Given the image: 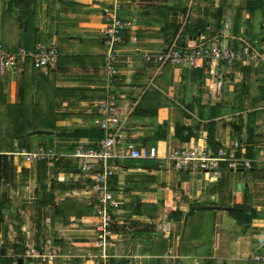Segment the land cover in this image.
I'll return each mask as SVG.
<instances>
[{"label":"crops","instance_id":"0c3cea01","mask_svg":"<svg viewBox=\"0 0 264 264\" xmlns=\"http://www.w3.org/2000/svg\"><path fill=\"white\" fill-rule=\"evenodd\" d=\"M119 1L128 25L107 85L100 27L108 0H30L9 13L0 0L2 47L53 41L57 49L44 74L29 62L0 71V115L16 104L18 117L43 121L34 130L44 132L28 131L13 148L43 145L62 154L52 164L0 155V264H264L251 258L264 255V61L220 65L217 92L207 64H164L155 73L150 58L171 41L205 42L226 23L231 48L247 42L264 59V0ZM106 85L116 95L122 142L153 145L162 155L238 140L249 168L221 163L203 172L159 168V159L118 160L110 185L118 204L101 252L92 182L70 154L101 136L92 102ZM27 246L53 258L37 262L24 255Z\"/></svg>","mask_w":264,"mask_h":264},{"label":"built area","instance_id":"2783aa9c","mask_svg":"<svg viewBox=\"0 0 264 264\" xmlns=\"http://www.w3.org/2000/svg\"><path fill=\"white\" fill-rule=\"evenodd\" d=\"M121 8L119 0H108L101 7L102 24L100 27L101 42L104 45L102 55V68L106 74L107 85L116 79L115 60L120 56L119 46L123 42L122 32L128 25V21L118 14ZM227 24H222V29L212 38L195 46L184 47L171 41L163 50L150 56L155 64V73H159L164 64L171 66H191L196 61L207 64L208 80L213 81L214 88L218 92L221 84L219 66L230 68L234 62L256 67L264 59L259 52L247 42H242L238 49L231 48L225 41L227 38ZM57 56L56 44L37 42L32 48L17 47L7 50L0 45V71L16 69L26 62L40 73H46L48 67ZM103 97L92 102L93 108L98 114L94 123L102 131V135L96 140L93 147H84L77 144L70 154L78 163V170L91 180V188L94 192L92 213L96 218L95 244L104 251L108 244V226L111 223L112 209L117 207V200L110 192L111 178L117 168V161L121 159H159L158 167L166 163L171 164L175 170L185 169L189 165L195 166L203 172H216L220 164L226 168L234 169L238 165L249 168L248 159L242 155L241 144L233 140L228 146H218L214 151L203 147L170 148L164 154L159 155L153 145L135 146L131 142H122L117 130L119 117L116 104V95L107 89ZM0 155L20 157L24 162H44L52 164L57 162L62 154L53 147L35 145L31 147H15ZM24 255L35 259L37 262H50L53 254L43 248L27 246ZM253 261H264V255L254 253Z\"/></svg>","mask_w":264,"mask_h":264},{"label":"trees","instance_id":"16d2710c","mask_svg":"<svg viewBox=\"0 0 264 264\" xmlns=\"http://www.w3.org/2000/svg\"><path fill=\"white\" fill-rule=\"evenodd\" d=\"M30 0H6V13L16 8L25 7ZM0 115V151L13 149V142L21 143L28 131L42 127L43 121L38 117L20 118L17 105H3ZM102 135V133H101Z\"/></svg>","mask_w":264,"mask_h":264},{"label":"water","instance_id":"95a60500","mask_svg":"<svg viewBox=\"0 0 264 264\" xmlns=\"http://www.w3.org/2000/svg\"><path fill=\"white\" fill-rule=\"evenodd\" d=\"M42 132H44V131H42V130H34V131L30 132L29 134L42 133ZM228 209H234V208H228Z\"/></svg>","mask_w":264,"mask_h":264}]
</instances>
